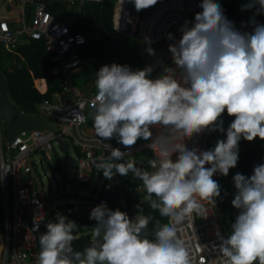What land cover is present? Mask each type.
<instances>
[{
  "label": "clouds",
  "instance_id": "1",
  "mask_svg": "<svg viewBox=\"0 0 264 264\" xmlns=\"http://www.w3.org/2000/svg\"><path fill=\"white\" fill-rule=\"evenodd\" d=\"M132 2L139 11L157 0ZM258 3L264 11V0ZM198 8L200 14L179 28V39L167 33L168 54L179 75L173 66H164L152 77L159 59L143 68L103 64L96 70L97 92L90 102L97 137L128 146L122 150L108 143L111 151L99 156L95 167L108 179L129 172L138 177L144 200L168 223H156L150 240L146 237L151 216L137 211L130 218L101 201L89 210V218L96 221L94 239L75 250L72 241L79 227L57 212L38 238L37 264H192L178 226L194 216L209 215L203 201L216 205L222 191L213 176L227 175L236 166L239 141L264 139V22L237 28L218 0H202ZM145 40L146 51L154 55L152 40ZM222 113L233 117L226 128ZM156 126L167 135L154 136ZM205 131L222 132L224 137L203 150L185 146L186 139ZM138 139H151L147 146L154 153L149 161L152 171L124 159ZM6 173L0 174V181ZM232 179L231 204L238 211L230 234L217 229V247L224 264H264V162L255 164L250 175L237 172Z\"/></svg>",
  "mask_w": 264,
  "mask_h": 264
},
{
  "label": "built area",
  "instance_id": "2",
  "mask_svg": "<svg viewBox=\"0 0 264 264\" xmlns=\"http://www.w3.org/2000/svg\"><path fill=\"white\" fill-rule=\"evenodd\" d=\"M103 1L20 0L22 6H32L30 19L22 12L19 25L13 28L0 20V49L19 56L18 48L28 40L42 41L53 66L50 74L55 77L58 87L52 100H44L36 105L38 114L35 115L55 125L56 132L48 129L22 131L7 143L0 114V174L8 172L0 181V243L5 245V249L0 250V264H37L40 249L38 238L46 230V223L54 219L57 212L76 220L78 224H84V220L94 221L89 218V210L93 206L101 201L107 204V196L117 174L111 179L105 178L95 167L94 161L111 151L108 143L122 150L128 146L122 145L115 138L104 140L98 138L97 134L85 131L88 112L93 109L90 102L97 89H81L73 82L72 76L83 63L77 49L87 42V38L81 32L72 31L60 19L54 18L47 9V4L54 2H61L68 10H72L75 5L81 6L85 2ZM201 2L202 0H157L143 15L135 9L134 28L130 29V35L136 33L139 39L137 52L142 67L159 59L157 53L163 52L162 60L168 67L173 66L179 75V70L175 69L168 54L167 33L170 32L179 39V28L186 21L191 23L200 14L198 5ZM145 37L152 40L154 55H149L146 51ZM128 65L136 68L131 61ZM160 66L161 63L154 65L153 73L158 72ZM152 131L154 136L167 135V131L159 126L153 127ZM212 132L194 134L184 144L189 148L198 145L200 149H206L205 141ZM218 135L219 138L224 137L222 132H218ZM60 141L67 142L66 150L61 147ZM150 142L151 139H138L131 146V155H126L124 159H134L137 166L152 171L149 161L154 158V153L147 146ZM176 142L178 140L173 141ZM69 151L73 153L75 166ZM58 152L64 154L63 159H60ZM53 157L56 158V164L52 162ZM44 164L60 174V187L55 188L48 182ZM68 172H72L73 181L68 177ZM128 174L136 177L131 172ZM94 180L99 181L98 190L93 188L96 193L94 198L84 199V196H79V188ZM68 183L76 187L78 191L74 195L79 197H71L62 189ZM143 194L145 190L139 179L134 195ZM58 197L63 199L56 201L50 209L49 202ZM203 203L209 215L206 218L200 217V221L199 216L185 220L178 226V235L186 242L192 264H224V258L217 247V229L227 236L222 230L221 198H217L216 205L208 201Z\"/></svg>",
  "mask_w": 264,
  "mask_h": 264
},
{
  "label": "trees",
  "instance_id": "3",
  "mask_svg": "<svg viewBox=\"0 0 264 264\" xmlns=\"http://www.w3.org/2000/svg\"><path fill=\"white\" fill-rule=\"evenodd\" d=\"M119 2L120 0L85 2L79 6L72 20L67 18L68 13L74 10H68L61 2L47 4V9L54 18L66 23L72 31L85 35L87 42L78 49V53L81 58L90 59L93 68L99 69L101 65L111 62L127 64L128 59L136 68H143L137 52L139 43L137 34L124 37L113 28L120 9ZM249 3L252 4L251 7L242 9V5ZM222 6L227 18L234 21L237 28L249 29L255 22H264V11L260 10L258 0H223ZM146 9L139 10V14L143 15ZM17 52L19 56L0 49V76L5 81L12 103L23 113L35 116L38 114L36 104L44 100L50 101L52 95L58 91L55 77L50 74L53 67L50 55L46 52L43 42L37 40H28L18 48ZM12 61L14 65L11 66ZM38 84L43 86V91L39 90L41 88ZM90 111L93 112L94 109ZM222 117L223 126L226 128L233 117L226 113H222ZM218 138V131H213L205 141L206 149L213 147ZM238 155L236 166L230 168L227 175L215 173L213 177L221 185L220 198L223 212L221 223L223 232L227 231L228 234L231 232V222L238 211L231 204L235 192L233 175L237 172L250 175L255 164L264 162V139L256 137L248 141L242 138L239 141ZM138 183L137 177L117 174L107 196V206L126 211L130 218H133L137 211H142L145 216H151L152 220L148 225L146 237L151 240L154 225L156 223L166 225L168 220L150 209L144 200L146 193L141 196L133 195V190ZM92 193H95V189ZM139 205L140 209H138ZM0 230L2 231L1 214ZM72 244L75 250H82L84 247L80 238H74Z\"/></svg>",
  "mask_w": 264,
  "mask_h": 264
},
{
  "label": "water",
  "instance_id": "4",
  "mask_svg": "<svg viewBox=\"0 0 264 264\" xmlns=\"http://www.w3.org/2000/svg\"><path fill=\"white\" fill-rule=\"evenodd\" d=\"M114 29L118 32H122L123 35L126 37H130V29L127 26L126 20L124 16L122 17V24L119 28ZM162 53H157V57L161 61V66L158 72L155 73L154 77L159 76L164 66H168L162 60ZM0 114L2 117V127L5 134V141L10 143L19 133L22 131H29V130H43L48 129L51 131L56 132L57 128L53 124L47 123L42 117L40 116H30L21 112L10 100L8 92L6 90L5 81L3 77L0 76ZM61 147L66 150L67 142L60 141ZM70 165V160L67 161V166ZM83 246L86 247L90 244V240L86 235H81L80 237Z\"/></svg>",
  "mask_w": 264,
  "mask_h": 264
},
{
  "label": "rangeland",
  "instance_id": "5",
  "mask_svg": "<svg viewBox=\"0 0 264 264\" xmlns=\"http://www.w3.org/2000/svg\"><path fill=\"white\" fill-rule=\"evenodd\" d=\"M126 2H127V0H123L122 5L119 2L120 9L124 7V5H125ZM218 2L221 4V2L223 3V0H218ZM86 3H90V2H86ZM78 9H79V6L78 5H75L73 7L74 12L68 13V18L67 19L72 20L74 18V16H75L74 13H76ZM114 9H115V6H114ZM133 12H134L133 15H135V8L133 9ZM112 21H113V18H112ZM113 28H114V25H113ZM119 34L121 36L126 37L125 35H123L122 32H119ZM10 65L11 66L14 65V62L13 61L10 62ZM91 70H92L93 73H96V70H98V69L97 68L95 69V68H93L91 66ZM151 75H152V77H154L155 73L152 72ZM89 77H90L89 70L87 68H85V66H84V69L81 71V73L79 75H77V76L74 77V80L76 81V83L78 85H82L84 87V84L89 79ZM90 84H93L95 86V82H92L91 81ZM89 86L91 87V85H89ZM93 130L95 131L94 128H93ZM69 155L72 156V158H73V165L75 166V160H74L72 151H69ZM58 156L60 157V159H63L64 158V154L62 152H58ZM52 162H53V164H56V158L55 157L52 158ZM43 169H44V172L46 173V179L48 180V182L50 184H53V187H55V188L60 187V182H61V179H60L61 176H60V174L57 171H55L54 169H52L51 167H49L47 164H44L43 165ZM68 177L73 181L72 172H68ZM94 187L96 188V190H98V188H99V181L94 180L93 183L82 185L79 188V196H84V199H86L87 195L90 192V189H93ZM62 189L65 192H67L68 194L72 195L71 197H79L78 195L74 196L75 191L77 192L78 190L76 189V187L73 186V184L71 185V184L68 183V186L62 187ZM61 199H63V198L62 197H58L55 201L51 200L49 202V204H48L49 208L51 209V207L55 204V202L58 201V200H61ZM198 220L199 221L201 220L200 217H198ZM95 223L96 222H90V223H87V224H83L81 227L78 226L79 228L76 229L75 232H74L75 237H80L82 234H85L91 240H93L94 238L92 236V226ZM225 233L228 235V232L227 231H225Z\"/></svg>",
  "mask_w": 264,
  "mask_h": 264
},
{
  "label": "crops",
  "instance_id": "6",
  "mask_svg": "<svg viewBox=\"0 0 264 264\" xmlns=\"http://www.w3.org/2000/svg\"><path fill=\"white\" fill-rule=\"evenodd\" d=\"M22 12L26 16V18L30 19L31 14H32V6H30V5L22 6L20 0H0V20L6 22L10 27L13 28V27H16V26L19 25V18L21 17ZM138 46H139V43H138ZM78 49H77V52H78ZM2 51H4V50H2ZM81 59L83 61L82 65H81V68L74 72V74L72 76V80L81 89H83L85 91H87V90L93 91V90L96 89V86H94L93 84H90L91 81L95 82V79H96V75H95L96 73H93L92 70H91V66H93V64H92L90 59H84V58H81ZM129 61H130V59H128V62ZM84 66H85V68H87L89 70L90 77L85 82L84 87H83L82 85H78L76 83V81L74 80V77L81 73V71L84 69ZM89 85H91V87ZM39 87L41 88L40 90L43 91V86L39 85ZM55 93H57V92H55ZM55 93L52 95V99L54 98ZM91 113H92V111L88 112V121H87V124H86L84 129L89 134H96V132L93 130L94 127L92 125V115H91ZM92 192H93V189H90V192L87 195L86 199H90L91 196H92V198H94V195H96V193H92ZM133 195H134V190H133ZM74 196H76V195H74ZM74 221L76 222V224L78 226L79 225H81V226L83 225V223L78 224V222L76 220H74ZM87 223H90V221L84 220V224H87ZM81 226H79V227H81ZM82 235H85V234H82ZM80 237H75V238H80ZM89 240L92 241L90 238H89Z\"/></svg>",
  "mask_w": 264,
  "mask_h": 264
},
{
  "label": "bare ground",
  "instance_id": "7",
  "mask_svg": "<svg viewBox=\"0 0 264 264\" xmlns=\"http://www.w3.org/2000/svg\"><path fill=\"white\" fill-rule=\"evenodd\" d=\"M121 3V0H120ZM134 4L132 0H127L124 7L119 9L118 14L115 18V28H119L122 24V17L124 16L127 26L129 29L134 28V15H133ZM123 11V12H122Z\"/></svg>",
  "mask_w": 264,
  "mask_h": 264
}]
</instances>
